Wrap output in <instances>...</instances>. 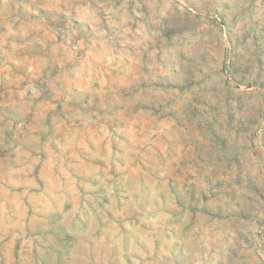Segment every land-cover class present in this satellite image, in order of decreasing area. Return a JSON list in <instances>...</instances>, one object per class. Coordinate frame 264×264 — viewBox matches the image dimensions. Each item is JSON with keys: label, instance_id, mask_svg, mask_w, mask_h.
Instances as JSON below:
<instances>
[{"label": "rangeland", "instance_id": "374dc122", "mask_svg": "<svg viewBox=\"0 0 264 264\" xmlns=\"http://www.w3.org/2000/svg\"><path fill=\"white\" fill-rule=\"evenodd\" d=\"M0 264H264V0H0Z\"/></svg>", "mask_w": 264, "mask_h": 264}]
</instances>
